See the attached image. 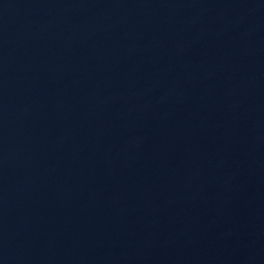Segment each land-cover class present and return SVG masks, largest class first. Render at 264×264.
I'll use <instances>...</instances> for the list:
<instances>
[{
  "label": "water",
  "instance_id": "1",
  "mask_svg": "<svg viewBox=\"0 0 264 264\" xmlns=\"http://www.w3.org/2000/svg\"><path fill=\"white\" fill-rule=\"evenodd\" d=\"M263 239L264 0H0V264Z\"/></svg>",
  "mask_w": 264,
  "mask_h": 264
}]
</instances>
